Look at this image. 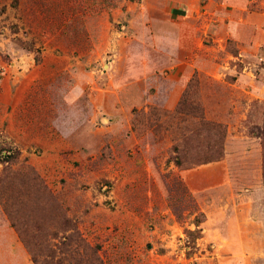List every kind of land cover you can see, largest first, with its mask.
Returning <instances> with one entry per match:
<instances>
[{
	"label": "rangeland",
	"instance_id": "rangeland-1",
	"mask_svg": "<svg viewBox=\"0 0 264 264\" xmlns=\"http://www.w3.org/2000/svg\"><path fill=\"white\" fill-rule=\"evenodd\" d=\"M253 123L264 0H0V264H264Z\"/></svg>",
	"mask_w": 264,
	"mask_h": 264
},
{
	"label": "trees",
	"instance_id": "trees-1",
	"mask_svg": "<svg viewBox=\"0 0 264 264\" xmlns=\"http://www.w3.org/2000/svg\"><path fill=\"white\" fill-rule=\"evenodd\" d=\"M181 13L184 14L183 11H181ZM193 83H195V81L194 82L192 81V83L190 84V89H191V87H193ZM189 95H190L189 90H187L185 92L182 100L180 101L179 106L177 107L175 112L172 115H170V117L175 118L179 114H187V112H185L184 107L190 102ZM200 118L202 119L201 121L203 122V124L208 126L213 131L212 134L214 136H216V135L219 136V142L216 143L217 148L215 150H213V147H214V144L212 143L213 140L212 141L210 140L208 142V146H207V150L205 151V154L202 155L201 157H199V159H198V161L200 163H206V162L218 159L224 154V150H223V147L221 145V141H222V138H224L225 131H224V128L221 124L205 120L202 115ZM250 133L252 135H256L262 139V145H263V149H264V126H259V125H256L254 123L251 124L250 125ZM16 157H17V154L11 153V154L2 156V158H3L2 161H4V162L11 161V160L15 159ZM175 161L178 165L182 164L181 157H179L177 155H176ZM263 176H264V161H263Z\"/></svg>",
	"mask_w": 264,
	"mask_h": 264
},
{
	"label": "crops",
	"instance_id": "crops-1",
	"mask_svg": "<svg viewBox=\"0 0 264 264\" xmlns=\"http://www.w3.org/2000/svg\"><path fill=\"white\" fill-rule=\"evenodd\" d=\"M176 12H181V10L178 9V10H176Z\"/></svg>",
	"mask_w": 264,
	"mask_h": 264
}]
</instances>
